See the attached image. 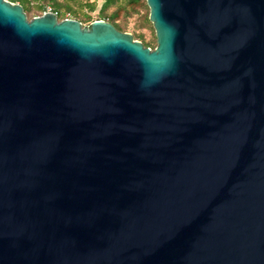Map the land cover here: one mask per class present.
Listing matches in <instances>:
<instances>
[{
	"label": "water",
	"instance_id": "95a60500",
	"mask_svg": "<svg viewBox=\"0 0 264 264\" xmlns=\"http://www.w3.org/2000/svg\"><path fill=\"white\" fill-rule=\"evenodd\" d=\"M145 1L0 0V264H264V0Z\"/></svg>",
	"mask_w": 264,
	"mask_h": 264
},
{
	"label": "rangeland",
	"instance_id": "374dc122",
	"mask_svg": "<svg viewBox=\"0 0 264 264\" xmlns=\"http://www.w3.org/2000/svg\"><path fill=\"white\" fill-rule=\"evenodd\" d=\"M30 8L27 17L29 20L33 18L40 17L48 11L50 5H47L44 0H30ZM86 0H82L85 2ZM90 2L96 3L95 11H88L87 8H80L79 6H74L76 13H67V19H74L82 23L83 27H89L91 22L99 19V11L102 6V0H89ZM144 2V1H143ZM47 5L45 10L39 9L40 5ZM114 8H111L109 12H113ZM117 24L121 25L122 32L129 33L133 35L135 40L142 42L144 45L151 46L152 49L156 48L157 40L155 35V30L152 23L149 21V8L144 2L141 7H139V12L133 15H126L121 13Z\"/></svg>",
	"mask_w": 264,
	"mask_h": 264
},
{
	"label": "trees",
	"instance_id": "16d2710c",
	"mask_svg": "<svg viewBox=\"0 0 264 264\" xmlns=\"http://www.w3.org/2000/svg\"><path fill=\"white\" fill-rule=\"evenodd\" d=\"M8 1L12 3L20 4L24 8L25 13L31 10L30 0H8ZM44 1L47 5H50L53 12L57 14V19L59 22L67 19L65 17L67 13H73V14L76 13L77 10H75L74 6H79L80 8H87L88 11H92V12L95 11L96 9V3L90 2L89 0H86L85 2H82V0H44ZM102 1L103 3L99 11L100 13L99 19L97 20L108 21L111 24H113L115 28L118 29L119 31L123 30L122 26L117 24V21L119 20L121 13H124L126 15H133L139 12V7H141L144 2L146 3L145 0H102ZM47 5L42 4L39 6V9L44 11ZM111 8H114L113 12H109ZM93 22H91V24ZM145 47L151 48V46L149 45H145Z\"/></svg>",
	"mask_w": 264,
	"mask_h": 264
},
{
	"label": "built area",
	"instance_id": "2783aa9c",
	"mask_svg": "<svg viewBox=\"0 0 264 264\" xmlns=\"http://www.w3.org/2000/svg\"><path fill=\"white\" fill-rule=\"evenodd\" d=\"M47 12L55 13V12H53V10H52L51 8H49ZM44 14H45V13H44ZM55 14H56V13H55Z\"/></svg>",
	"mask_w": 264,
	"mask_h": 264
}]
</instances>
